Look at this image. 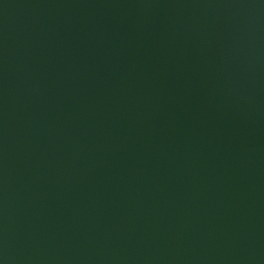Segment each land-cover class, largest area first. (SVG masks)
Listing matches in <instances>:
<instances>
[{
  "label": "water",
  "instance_id": "obj_1",
  "mask_svg": "<svg viewBox=\"0 0 264 264\" xmlns=\"http://www.w3.org/2000/svg\"><path fill=\"white\" fill-rule=\"evenodd\" d=\"M0 264H264V0H0Z\"/></svg>",
  "mask_w": 264,
  "mask_h": 264
}]
</instances>
